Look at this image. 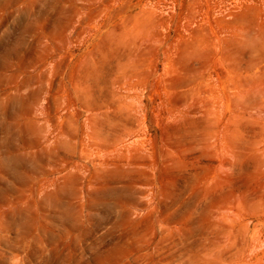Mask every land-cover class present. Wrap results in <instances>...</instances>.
<instances>
[{"label": "rangeland", "instance_id": "1", "mask_svg": "<svg viewBox=\"0 0 264 264\" xmlns=\"http://www.w3.org/2000/svg\"><path fill=\"white\" fill-rule=\"evenodd\" d=\"M0 264H264V0H0Z\"/></svg>", "mask_w": 264, "mask_h": 264}]
</instances>
